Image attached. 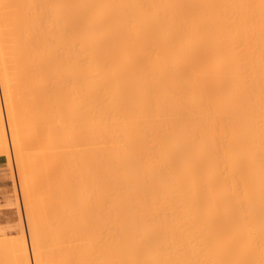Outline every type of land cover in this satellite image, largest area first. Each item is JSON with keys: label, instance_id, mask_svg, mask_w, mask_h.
I'll use <instances>...</instances> for the list:
<instances>
[{"label": "bare ground", "instance_id": "obj_1", "mask_svg": "<svg viewBox=\"0 0 264 264\" xmlns=\"http://www.w3.org/2000/svg\"><path fill=\"white\" fill-rule=\"evenodd\" d=\"M5 120L37 264H264V0H0Z\"/></svg>", "mask_w": 264, "mask_h": 264}, {"label": "rangeland", "instance_id": "obj_2", "mask_svg": "<svg viewBox=\"0 0 264 264\" xmlns=\"http://www.w3.org/2000/svg\"><path fill=\"white\" fill-rule=\"evenodd\" d=\"M4 126H5V132H6L5 134L7 138V139L5 138V141H7V144L9 147V153H8L9 155L8 156L7 154L0 155V230H1L0 231V238H1L0 239V264H4V263L13 264L15 262L14 258L16 259V263L14 264H17V258H16L17 256L15 255L17 254L16 251L19 248V245L20 246L26 245L27 254H28L27 256H29L28 257L29 264H37L36 263L37 261L36 262L34 261L36 260V254H35V248H34L35 245L33 241L34 239L41 241L43 240L44 237L42 236L43 235L42 229H39L40 228L39 225H38L39 228H37V225H33V226L30 225L29 216L31 214L29 212L30 211L35 212L38 203H40V201L43 202V200L38 199V202H35L37 201V198L41 196V195L38 196V194H36L35 196L32 195L33 197L30 196L29 198L26 199V196H23V192L21 188L23 187L25 182H26V185H29V184L31 185L33 182H35L36 177L40 178L41 174L39 170L32 171L30 169H29L30 172L27 171L28 169L25 171L27 173L26 174L24 170H22L24 168L23 167L22 169H20L24 172L23 173L24 176L22 175V172H21L20 174L22 176L21 178V176L18 174L20 171L18 172L17 171L18 168H16L17 160L14 161L17 157L15 156L16 154L14 152V149L12 151L13 146L11 145V137L9 136L10 131L8 128L7 120H5ZM18 162H21L22 165L25 164V163H22V161H18ZM23 188H24L23 191H25V186ZM31 201H34V202H31ZM29 203H30V206L33 207V209L32 207L28 208L29 205H26V204H29ZM34 212L32 213L31 216H34L36 214ZM33 227L35 230L33 229ZM37 229L41 231L42 233L37 231ZM12 251L16 253L14 256L12 255L13 253ZM43 251L44 253L47 252V246L43 249Z\"/></svg>", "mask_w": 264, "mask_h": 264}]
</instances>
